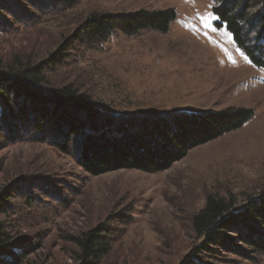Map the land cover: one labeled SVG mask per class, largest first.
<instances>
[{
    "label": "rangeland",
    "instance_id": "374dc122",
    "mask_svg": "<svg viewBox=\"0 0 264 264\" xmlns=\"http://www.w3.org/2000/svg\"><path fill=\"white\" fill-rule=\"evenodd\" d=\"M37 2L10 0L0 14V60L46 62L49 89L71 84L112 117L231 107L254 116L166 171L99 176L58 143H42L28 128L6 134L1 123L0 222L11 226L16 255L25 264H75L68 238L107 221L116 241L104 264H184L199 244L192 217L208 195H234L241 205L264 187V69L250 63L225 26L215 27L212 9L226 0H81L69 9L42 1L36 10ZM163 9L176 13L167 33L115 31L93 46L70 39L95 14ZM199 258L193 264H264V254Z\"/></svg>",
    "mask_w": 264,
    "mask_h": 264
},
{
    "label": "trees",
    "instance_id": "16d2710c",
    "mask_svg": "<svg viewBox=\"0 0 264 264\" xmlns=\"http://www.w3.org/2000/svg\"><path fill=\"white\" fill-rule=\"evenodd\" d=\"M42 1L47 6L69 9L81 0H36V10ZM10 8V0H0L1 16ZM212 13L217 18L215 27L225 26L250 63L264 69V0H226L223 5L214 6ZM175 17L172 9L95 14L70 39L93 46L115 31L128 37L144 31L167 33ZM48 65L0 60V124L5 125L6 134L12 128H28L39 135L42 143H58L66 155L76 157L78 166L92 176L120 170L149 174L166 171L189 151L243 128L254 116L251 109L231 107L196 113L112 117L102 113L91 96L71 84L49 89ZM1 129L0 132L4 131ZM241 202L240 205L234 195L206 197L203 208L192 217L199 244L185 257L184 264L200 261L199 257L204 255L215 257L220 252L249 259L264 254V187ZM107 223L68 238L76 248L75 264H104L116 241ZM10 231L7 220L1 221L0 264H25V256L16 255L17 244Z\"/></svg>",
    "mask_w": 264,
    "mask_h": 264
},
{
    "label": "snow or ice",
    "instance_id": "6c2138e0",
    "mask_svg": "<svg viewBox=\"0 0 264 264\" xmlns=\"http://www.w3.org/2000/svg\"><path fill=\"white\" fill-rule=\"evenodd\" d=\"M211 18V13L208 14V17H205L204 20L206 21L207 19ZM206 27H209L210 25H208L207 23L205 24ZM215 30V29H213Z\"/></svg>",
    "mask_w": 264,
    "mask_h": 264
}]
</instances>
